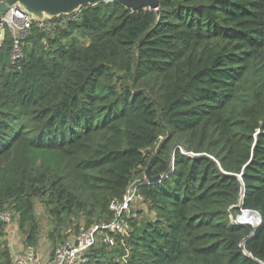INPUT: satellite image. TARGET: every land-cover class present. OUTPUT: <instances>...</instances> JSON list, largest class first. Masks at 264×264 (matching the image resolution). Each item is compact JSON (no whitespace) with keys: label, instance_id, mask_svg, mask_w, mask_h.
Wrapping results in <instances>:
<instances>
[{"label":"trees","instance_id":"16d2710c","mask_svg":"<svg viewBox=\"0 0 264 264\" xmlns=\"http://www.w3.org/2000/svg\"><path fill=\"white\" fill-rule=\"evenodd\" d=\"M158 2L34 24L19 70L0 27V215L35 246L36 200L53 238L111 218L139 183L154 216L132 221L129 264H264V0ZM113 253L101 245L88 264Z\"/></svg>","mask_w":264,"mask_h":264},{"label":"built area","instance_id":"2783aa9c","mask_svg":"<svg viewBox=\"0 0 264 264\" xmlns=\"http://www.w3.org/2000/svg\"><path fill=\"white\" fill-rule=\"evenodd\" d=\"M78 14L79 11L69 16L53 18L49 22L58 20L54 24H64L66 20L75 18ZM45 21L35 22L22 8L15 7L9 8L5 14L1 15L0 27L5 25L12 37L9 53L11 67L17 70L21 69L26 57L25 39L29 35L30 28L35 24L40 29L49 30L52 26ZM138 186L139 183L132 185L121 200L110 202L108 209L111 218L106 221L94 222L88 227L84 224L80 225L75 239L55 247L47 261L41 258L34 245H26L22 254L13 257V264H88L90 252L101 245H105L109 251L115 252L113 253L115 257L112 259L116 264H129L131 251L129 238L134 231L132 221L138 225V213L136 212V203L140 199ZM244 212L250 211L241 210L240 215ZM253 214L257 216L258 221L255 225L248 224L251 228L257 227L260 222V215L257 212ZM8 215V212L0 215V220L8 221Z\"/></svg>","mask_w":264,"mask_h":264},{"label":"water","instance_id":"95a60500","mask_svg":"<svg viewBox=\"0 0 264 264\" xmlns=\"http://www.w3.org/2000/svg\"><path fill=\"white\" fill-rule=\"evenodd\" d=\"M116 1L125 6L131 11H139L142 9H147L150 11L155 10L159 12V2L158 0H3L0 2V17L5 14L9 8H22L26 14L31 16V19L35 22H43L44 20H51L60 16H69L78 12L81 8L95 5L99 2H111ZM150 166L145 170V179L151 184L160 180V176L151 177L149 174ZM241 179V175L238 176ZM244 198V192L241 195L239 205L234 206V208H239L241 206V201ZM256 213V211H250ZM240 216V215H238ZM237 216V217H238ZM231 219L232 225H244L238 218ZM244 239L242 244L253 235Z\"/></svg>","mask_w":264,"mask_h":264},{"label":"rangeland","instance_id":"374dc122","mask_svg":"<svg viewBox=\"0 0 264 264\" xmlns=\"http://www.w3.org/2000/svg\"><path fill=\"white\" fill-rule=\"evenodd\" d=\"M50 20H46L45 22H49ZM58 21V20H57ZM57 21L49 22V24L52 26ZM48 24V23H47ZM136 212L138 213L137 217V224L140 225L144 222V220H147L149 217H153L154 213L149 212L147 209V206L145 205L142 196L140 195V199L136 203ZM8 221H4L5 225L0 230V249H3V245L7 246L8 240L11 237H16L17 243L22 244L23 238L20 233L16 230V218L8 212ZM35 214L37 216L39 226H40V233L38 240L36 242V249L38 251V254L43 257H47L51 251L63 244L72 242L75 239L76 232L68 231V227L65 226H59L56 227V232H54L53 238H51L50 233L54 230L55 225L51 218V216L48 214L45 206L40 201L36 200L35 204ZM231 219L233 217L231 216ZM75 224V223H74ZM80 225H83V222H80ZM251 227V226H250ZM18 237V239H17ZM4 243V244H3Z\"/></svg>","mask_w":264,"mask_h":264},{"label":"crops","instance_id":"0c3cea01","mask_svg":"<svg viewBox=\"0 0 264 264\" xmlns=\"http://www.w3.org/2000/svg\"><path fill=\"white\" fill-rule=\"evenodd\" d=\"M17 226V224H16ZM16 230L18 231V228L16 227ZM19 233V232H18ZM18 239V237H17ZM9 251H10V254H11V258H12V264H13V257L15 255H18V254H22L23 251H24V248L26 247L25 243L23 242L22 244H19L17 243V240H16V237H11L9 238L8 240V243H7V246ZM51 256V253L48 254V257H43L41 255V258L44 260V261H47V259Z\"/></svg>","mask_w":264,"mask_h":264}]
</instances>
